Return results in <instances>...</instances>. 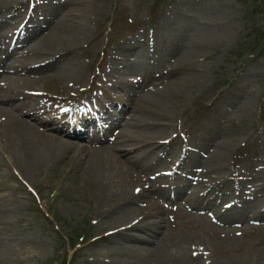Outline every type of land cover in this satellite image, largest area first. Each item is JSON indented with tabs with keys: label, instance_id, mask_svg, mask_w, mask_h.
Wrapping results in <instances>:
<instances>
[{
	"label": "rangeland",
	"instance_id": "374dc122",
	"mask_svg": "<svg viewBox=\"0 0 264 264\" xmlns=\"http://www.w3.org/2000/svg\"><path fill=\"white\" fill-rule=\"evenodd\" d=\"M84 1L81 8L93 16L84 40L74 41L68 32L73 72L64 76L52 66L5 81L24 102L46 104L50 111L40 118L53 123L46 130L60 139H31L50 150L27 167L15 152L11 157L13 137L0 126V264H58L65 256L69 264H147L117 237L128 219L148 215L161 221L153 237L146 236L152 248L148 264H264V218L231 220L220 214L232 201L264 212V47L253 53L264 0ZM57 2L7 0L0 3V17L7 12L18 23L30 21ZM78 10L71 12L74 25L81 22ZM198 23L232 31L209 40ZM14 58L22 59L19 52ZM122 74L130 81L108 79ZM89 97L97 107L111 105L105 111L118 106L130 114L107 118L106 138L120 134L136 152L129 159L118 155L122 176L109 178L106 193L85 167L91 155L78 144L82 127L62 126L63 118L81 113L72 107L68 116L55 117L63 104L80 105ZM101 112L94 118L103 121ZM217 141L227 147L222 171L212 156ZM190 149L196 158L187 164L181 160ZM157 170L167 171L175 184L205 174L203 181L220 195L214 201L218 208L203 204L205 185L194 208L167 199L164 189L157 191L162 186L152 183ZM117 186L140 196L126 214L120 204L115 215L100 216L99 207L111 201Z\"/></svg>",
	"mask_w": 264,
	"mask_h": 264
},
{
	"label": "bare ground",
	"instance_id": "6f19581e",
	"mask_svg": "<svg viewBox=\"0 0 264 264\" xmlns=\"http://www.w3.org/2000/svg\"><path fill=\"white\" fill-rule=\"evenodd\" d=\"M4 1L7 0H0V3ZM84 3H86L84 0H58L56 4L57 6L50 5L43 9L39 14H33L30 21H27V19L24 18L19 23L16 19H13V17H8L6 15L7 12L5 17L3 16L4 18L0 17V114H5L6 118L3 121H0V126L5 129V132L2 128L0 129H2L4 134L9 133L13 137L15 149L11 151V157H15V152V158L22 160L26 166L28 165L27 167L36 162L40 157L44 158L43 155H46L50 150L48 145L36 146L35 144H32L31 139L36 138V135H48L50 139L60 138L46 130L50 128L53 129V123H51L50 120L45 121L40 118L41 115L44 116L45 112L50 111V109L46 108V104L44 102L41 103L37 101H34L33 104H30V102H24L22 97L17 95L20 92L17 91V89H13V87L8 86L6 82L11 83L12 81H15V77H19V79L22 80L24 76L31 75L35 71L39 72L42 68L48 69L52 66L55 67V70L62 72L64 76H69L73 72V62L69 58L72 48L70 47L69 41L71 40L68 37V32L71 30L70 34L74 35V41H79L80 39L84 40L87 37L90 17L93 15H91V11L86 12L81 8ZM39 7L42 6L40 5ZM65 7L69 8L65 11L62 10ZM75 7H80V10L78 11L80 16L82 15V18L80 19L82 23L80 22L74 25L76 20L73 21V13L71 12ZM62 11L64 12L62 13ZM69 21L72 22V27L69 26ZM197 26L200 30L204 31L205 36L208 37L209 40H214L218 37H222L223 35H229L232 31L230 26H223L217 31L215 30L217 27L215 28L213 25L212 28H210L211 24L208 23H198ZM186 50L187 48L180 50V52L183 53ZM18 52L20 53L22 59L18 60L14 58V55ZM123 76H119L117 78L113 75L111 77L112 79H108L110 81H114L115 78L117 82L125 84L128 80L126 78L127 74ZM7 106L11 109V112L4 111V108ZM109 106L111 105H106V109L97 107L93 105L92 97H89L86 102L80 105H71L67 103L63 104V106L58 109V115L55 116L60 119L63 118L62 116H68L71 114L70 110L72 107L74 108L73 112L81 113L80 118H76L75 116L72 118L71 116L63 118L64 122H62V126L65 127L66 124H72L82 127V130H77L76 133L81 137V142L78 144L80 149L89 152V156L91 155L89 159L86 158L87 164L85 167L90 170L91 177L93 178L92 180L95 181L94 185L103 186L105 184L102 190L104 193L110 191L111 189L109 183L110 177H115L116 181H118V178L122 176L117 168L118 155H126V158L129 159L130 156L136 152L131 149V146L127 147V140L123 138V136H120V134H114L113 136H115V138L113 137L111 140L106 138L104 132H107L105 130L108 129L111 124L107 118L113 116L114 119L118 120L120 116L124 118L130 116V114L126 116L122 113L118 106H115V112L110 113V111H105L110 109ZM100 111H103L101 112L103 121L98 120V118H94L93 116L97 112L100 113ZM41 124L45 128L37 129V125H39V127H43ZM6 129L8 132H6ZM33 142H35V140ZM183 148L185 151L186 148ZM191 151V149L188 152L186 151L182 155L181 161H184V163L187 164L192 162L196 156L192 155ZM226 151L227 147L221 141H217L212 146V156L217 160L216 166H218L217 168L221 171L225 168L224 158ZM77 156L78 155H76V157ZM0 169H2L1 162ZM168 175L169 173L167 171L161 170H157L154 174H152L153 185L158 184V186H162L159 187L160 189L158 188L157 191L161 192L162 189H164L162 193L166 195L167 199L178 198L181 200V202L179 201L180 204L186 203L191 208H194L199 205L198 189L205 188V185L209 190L205 192L206 201L203 200V204H211L214 206L213 209L218 208L214 201L220 195L217 191L212 190V188L210 189L207 183L203 181V179L207 177L205 174L200 173L197 176L191 175L187 183L185 182L179 184H175L173 181L169 180L167 178ZM98 188L100 189V187ZM114 190V195H110L109 198L111 201H105L102 206L99 205L100 210H98V213L100 216H107L110 215L109 213L117 211L120 209V204L124 205L121 209L126 214L129 209L127 205L131 204V201H133L132 199L135 200V198L140 196L139 194L134 195L135 193L132 192L131 189L129 191L127 188L122 186H117ZM104 195V197L107 198L108 194ZM239 202L240 204L232 201L229 205L220 209L221 217L231 220L264 218L263 211L254 209L250 211V209H248V205L242 204L241 201ZM111 214L113 216L114 213ZM125 214L123 216H126ZM184 214L186 215V213ZM160 222V220L155 222L153 216L150 215L141 216L139 218L137 217L133 220L128 219V222L125 224L126 231H120L117 239L122 240V242H127L126 244L128 245L126 246L129 251L131 250L134 258L141 257V259L148 264V259L150 258V254H152V251H150L152 248H149V245L151 246V244H149V239L146 238V236L153 237L156 233V229L161 226ZM197 248L198 247L194 246L190 249L197 252ZM183 252L186 255L187 249H183ZM120 264L123 263L120 262ZM125 264H127V262Z\"/></svg>",
	"mask_w": 264,
	"mask_h": 264
},
{
	"label": "trees",
	"instance_id": "16d2710c",
	"mask_svg": "<svg viewBox=\"0 0 264 264\" xmlns=\"http://www.w3.org/2000/svg\"><path fill=\"white\" fill-rule=\"evenodd\" d=\"M255 35L256 42H254L253 53L261 54L262 48L264 47V23L261 27L256 29ZM74 235H76V233H74ZM58 264H69V259H67V257H63Z\"/></svg>",
	"mask_w": 264,
	"mask_h": 264
}]
</instances>
